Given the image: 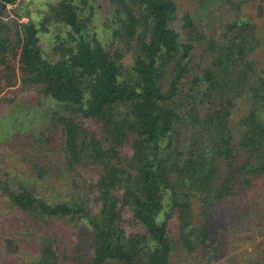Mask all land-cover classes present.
I'll use <instances>...</instances> for the list:
<instances>
[{
    "label": "trees",
    "instance_id": "16d2710c",
    "mask_svg": "<svg viewBox=\"0 0 264 264\" xmlns=\"http://www.w3.org/2000/svg\"><path fill=\"white\" fill-rule=\"evenodd\" d=\"M107 1L113 15L102 44L85 36L89 16L81 17L73 0L47 2L37 23L5 21L16 0H0V80L38 87L60 102L35 142L59 136L67 169L98 172L92 205L48 200L1 179L0 192L38 223L82 220L90 264H169L171 252L206 245L215 205L264 183V66L249 58L259 37L244 14L261 17L264 0H222L234 17L209 35L183 12V39L170 27L174 0ZM51 24L64 34L55 33L43 56L37 34ZM32 168L41 175L36 163ZM54 238L42 235L37 257L17 264H62Z\"/></svg>",
    "mask_w": 264,
    "mask_h": 264
},
{
    "label": "rangeland",
    "instance_id": "374dc122",
    "mask_svg": "<svg viewBox=\"0 0 264 264\" xmlns=\"http://www.w3.org/2000/svg\"><path fill=\"white\" fill-rule=\"evenodd\" d=\"M53 1L16 0L5 9L3 19L20 22L28 17L37 23L45 4ZM174 1L176 16L170 27L179 33L180 39H183L180 27L183 12L188 13L197 30L208 35L217 32L221 21L234 17L232 11L222 6V0ZM73 2L81 17L89 16L85 36H94L102 44L108 43L110 28L106 23L113 15V6L107 0ZM12 8L19 17L13 15ZM244 14L253 19L259 37V45L249 58L255 61V68L264 66V13L258 17L244 10ZM61 29L64 28L51 24L47 32H38L41 55L49 56L55 33L64 34ZM197 53L195 50L192 61L199 63ZM122 61L130 64V54H125ZM245 102V98L239 100V113L244 111ZM59 111L60 102L41 94L38 87L20 86L18 81L6 87L0 80V179L7 181L10 188L28 185L48 200L71 197L92 205L90 186L98 176L97 170L67 169L57 146L59 136L48 144L35 142L40 133L47 134L52 115ZM34 163L43 169L41 175L33 170ZM256 190L257 193L247 192L215 205L206 245L195 246L190 252H171L169 264H254L258 260L256 256L261 257L260 264H264V183ZM131 229L129 224H124L126 233ZM44 234L55 237L52 244L57 246L62 264H90L91 235L82 220L68 223L65 219H57L48 225L38 223L11 207L0 192V264H17L37 257Z\"/></svg>",
    "mask_w": 264,
    "mask_h": 264
}]
</instances>
